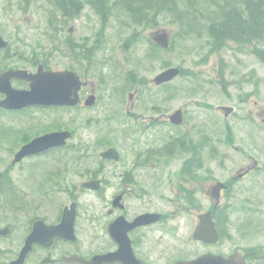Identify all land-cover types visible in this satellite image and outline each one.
<instances>
[{
	"label": "flooded vegetation",
	"instance_id": "1",
	"mask_svg": "<svg viewBox=\"0 0 264 264\" xmlns=\"http://www.w3.org/2000/svg\"><path fill=\"white\" fill-rule=\"evenodd\" d=\"M82 10V0H0V264H174L205 254L214 257L210 264H218V255L234 257L231 264H264V241L216 249L235 230L245 238L264 236V199L250 206L238 199V183L259 175L262 159L248 154L241 168L217 176L215 149L209 155L205 142H190L193 111L179 107L181 123H174L178 108L134 110L145 83L139 79L127 88L133 91L119 121L122 147L103 146L108 136L94 137L91 119L77 124L79 107L102 103L87 65L93 46L77 26ZM66 71V98L29 103L20 98L35 81L50 92L45 79ZM73 74L81 81L78 103ZM173 80L152 82L162 87ZM218 107L225 118L232 115ZM61 111L70 117L61 119ZM115 119L116 114L102 124L95 119L97 132L110 130ZM176 130L183 135L175 136ZM107 151L116 155L104 156ZM93 156L97 163L80 169L81 160ZM52 191L68 198L53 200ZM240 210L258 214L241 224ZM203 217L217 227L218 241L194 238ZM182 225L201 244L193 252H184L183 241L180 246L163 241Z\"/></svg>",
	"mask_w": 264,
	"mask_h": 264
},
{
	"label": "rangeland",
	"instance_id": "2",
	"mask_svg": "<svg viewBox=\"0 0 264 264\" xmlns=\"http://www.w3.org/2000/svg\"><path fill=\"white\" fill-rule=\"evenodd\" d=\"M82 6V19L78 20L77 26L93 46L87 65L92 73L90 77L96 80V87L99 94H102V103L91 109L79 107L74 113L77 124L91 119V134L94 137L108 136L103 146L110 142L122 147L119 121L127 115V97L133 91L127 89L128 85L136 83L129 77L132 74L136 75L138 81L145 82L139 86L140 94L134 109L137 113L174 112L179 107L193 111L194 125L188 130L192 135L190 142H205L209 155L212 147L215 149L213 153L219 155V168L213 162L215 171L218 168L217 176L225 177L235 165L237 170L241 168L248 154L264 162V63L250 52L251 47L235 41L217 46L208 30L201 28L198 32L186 34L177 22L163 16V23L159 27L136 25L121 5L116 6L110 18L104 22L89 0H82ZM5 8H9V5ZM162 28L168 30L172 41L174 38L172 49H164L152 43L154 32ZM134 33L138 38L136 42L131 39ZM173 65L182 67L185 74L177 76L167 85L156 86L152 79ZM125 88L126 91H123ZM222 105L233 107L232 115L225 118L218 107ZM113 114H116V119L113 123H107L111 129L97 132L95 119L100 120L101 124L110 122ZM70 115V112L61 111V119L65 120ZM174 133L175 136L183 135L178 130ZM81 161L82 164L78 165L80 169L90 163H97V157L89 158L88 164L86 159ZM238 190V199L242 205L250 206L253 201L264 199V170L238 183ZM67 194L52 191L50 195L53 200H60L68 198ZM83 196L95 197L91 193ZM251 213L240 210L241 224L251 221ZM235 231L232 239H223L216 249L264 241V236L257 239L261 234L252 233L245 238L235 235ZM191 232L189 226L182 225L180 231L166 233L163 241L167 245L177 242L179 246L183 241L184 247L181 248L185 249L184 252H193L192 247L197 248L200 247L197 244H201L192 239Z\"/></svg>",
	"mask_w": 264,
	"mask_h": 264
},
{
	"label": "trees",
	"instance_id": "3",
	"mask_svg": "<svg viewBox=\"0 0 264 264\" xmlns=\"http://www.w3.org/2000/svg\"><path fill=\"white\" fill-rule=\"evenodd\" d=\"M89 3L104 22L121 5L136 25L159 27L163 16L177 22L186 34L204 28L215 45L229 41L247 45L264 63V0H89ZM135 35L131 36L134 42L138 39ZM174 45L173 38L169 49ZM185 72L182 68L181 73Z\"/></svg>",
	"mask_w": 264,
	"mask_h": 264
},
{
	"label": "water",
	"instance_id": "4",
	"mask_svg": "<svg viewBox=\"0 0 264 264\" xmlns=\"http://www.w3.org/2000/svg\"><path fill=\"white\" fill-rule=\"evenodd\" d=\"M153 41L163 47V48H169L171 45V38H170V34L168 32V30L166 28H162L159 29V31H156L153 36H152ZM180 68L178 66H173V67H169L166 68L164 70H162L160 73H158L155 77H154V82L158 85L162 84L163 82H167V81H171L173 80V78H175L176 76L180 75ZM68 72H54L51 73L52 75L50 77H48L47 79H45L44 83H46L48 85L47 89L51 90L48 93H45V91L42 92L43 90V84L41 85L42 81H35L33 83V88L31 89V91H29L28 93H26L25 95L21 96L20 98L24 101V103H29L32 100L40 101L43 100V98L48 97V98H59L61 99V97H65L66 98V94H67V90H66V85L67 82H69V78H68ZM73 78H74V82H75V95L76 98L74 99V103H78V90L79 86L81 84L80 78H77L75 76V74H73ZM29 79H33L32 77ZM61 88H63L61 90ZM60 103H68L67 101H59ZM221 107H223L224 109H226L225 111V116L229 115V113L231 111L234 110L233 107H228L225 105H222ZM230 108V110H229ZM181 118H182V109L178 108L175 113H173L172 115V121L174 123H181ZM40 138H38L37 140H35L33 143L35 142H40ZM32 143V144H33ZM116 155V152H112V151H107L105 152L104 156H109V157H113ZM147 216L144 217H140L139 219H144ZM219 232L217 227H215V224L211 221L208 220V222L206 221V218L203 217L202 221L199 223V225L197 226V229L194 232V238L196 239H201V240H205L207 242H216L218 241L219 238ZM211 254H205L201 257L195 258L193 260H181L180 262H176L174 264H210V261H214V257ZM234 257H230L229 259L223 260V256L222 255H218L217 256V260L216 262H218V264H231L230 260L233 259Z\"/></svg>",
	"mask_w": 264,
	"mask_h": 264
}]
</instances>
